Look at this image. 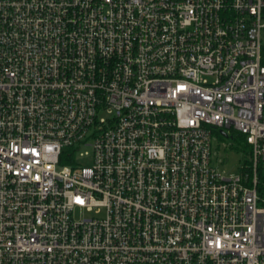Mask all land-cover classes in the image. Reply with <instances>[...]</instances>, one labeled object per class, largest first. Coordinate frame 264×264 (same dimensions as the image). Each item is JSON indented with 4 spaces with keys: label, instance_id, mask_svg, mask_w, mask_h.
Returning <instances> with one entry per match:
<instances>
[{
    "label": "built area",
    "instance_id": "1",
    "mask_svg": "<svg viewBox=\"0 0 264 264\" xmlns=\"http://www.w3.org/2000/svg\"><path fill=\"white\" fill-rule=\"evenodd\" d=\"M263 59L264 0H0V264H264Z\"/></svg>",
    "mask_w": 264,
    "mask_h": 264
},
{
    "label": "rangeland",
    "instance_id": "2",
    "mask_svg": "<svg viewBox=\"0 0 264 264\" xmlns=\"http://www.w3.org/2000/svg\"><path fill=\"white\" fill-rule=\"evenodd\" d=\"M240 135L224 137L218 132L214 134L212 145V161L221 171L239 173L244 160L248 157L250 147L245 141L238 138ZM90 147L85 146L83 150ZM81 157V156H80ZM85 159H82L84 163ZM264 198V193H262ZM79 215V214H78Z\"/></svg>",
    "mask_w": 264,
    "mask_h": 264
},
{
    "label": "trees",
    "instance_id": "3",
    "mask_svg": "<svg viewBox=\"0 0 264 264\" xmlns=\"http://www.w3.org/2000/svg\"><path fill=\"white\" fill-rule=\"evenodd\" d=\"M263 62H264V59H263ZM238 138L244 141V137L242 135H240Z\"/></svg>",
    "mask_w": 264,
    "mask_h": 264
},
{
    "label": "water",
    "instance_id": "4",
    "mask_svg": "<svg viewBox=\"0 0 264 264\" xmlns=\"http://www.w3.org/2000/svg\"><path fill=\"white\" fill-rule=\"evenodd\" d=\"M221 133L225 136H227V133L224 130H221Z\"/></svg>",
    "mask_w": 264,
    "mask_h": 264
}]
</instances>
